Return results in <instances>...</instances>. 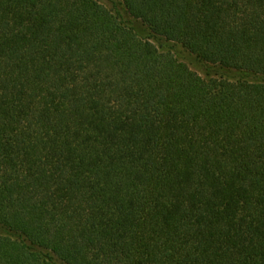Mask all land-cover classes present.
I'll list each match as a JSON object with an SVG mask.
<instances>
[{"label":"trees","instance_id":"16d2710c","mask_svg":"<svg viewBox=\"0 0 264 264\" xmlns=\"http://www.w3.org/2000/svg\"><path fill=\"white\" fill-rule=\"evenodd\" d=\"M0 264H264V0H0Z\"/></svg>","mask_w":264,"mask_h":264}]
</instances>
